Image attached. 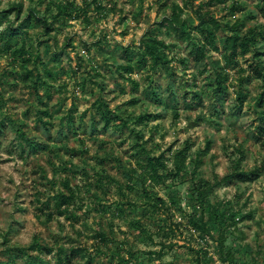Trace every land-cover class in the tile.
<instances>
[{"label": "rangeland", "instance_id": "rangeland-1", "mask_svg": "<svg viewBox=\"0 0 264 264\" xmlns=\"http://www.w3.org/2000/svg\"><path fill=\"white\" fill-rule=\"evenodd\" d=\"M213 1L0 0L2 264H264V0Z\"/></svg>", "mask_w": 264, "mask_h": 264}, {"label": "trees", "instance_id": "trees-1", "mask_svg": "<svg viewBox=\"0 0 264 264\" xmlns=\"http://www.w3.org/2000/svg\"><path fill=\"white\" fill-rule=\"evenodd\" d=\"M215 1H213V2H215ZM219 1L221 2V4H224L226 0H219ZM20 7H19V10H20ZM19 14H20V11L18 12V15ZM0 16H3L4 18H8V11H0ZM197 18L199 21L200 30L206 36L205 39H206L207 43L208 44H214L215 38H216V33L219 32L220 26H218L212 20V18H209L208 15L198 14ZM28 21H29V19H26L25 23H27ZM165 24L167 26H165ZM160 27L166 28V29H169L171 27L174 30H178V27H176V26L172 27L171 22H167V23L163 22V24H161ZM8 28L10 30L9 39L3 43V47H1V45H0V51L10 50L13 42H15L16 38H18V36H19V30L17 28L9 27V26H8ZM21 31L23 32V30H21ZM151 37L145 42L146 50H145V52L141 53L140 62L143 63L146 60L147 56H150V58L152 59V62L154 63V66H158L164 60V57L161 56L159 51H158V47L162 48L164 46L161 43H158L155 39H152ZM0 38H2L1 35H0ZM237 41L240 43L239 45L242 48L244 47V52H247L246 48H247V42L248 41L246 38L244 39V41L242 43H241V40H239V38H237V37L233 38V43L231 44L230 47H232L233 50L236 49V47L238 46ZM227 44H228V42H226L225 45H227ZM195 55H196V57H195L196 61H199V62L202 61L206 57L205 51L202 48H199L196 51ZM257 76L264 78V74H262L261 72H258ZM98 109L102 113V117L104 118L105 122L109 124L112 120V116H111V112H110L108 105L106 103H104L103 101H101V102H99ZM140 119H142V117H140ZM260 129H261L260 130L261 133H264V127H260ZM209 148H210V145L207 146L205 152H203V153L205 154L209 150ZM183 163H184V158H183L182 154L178 153L177 155H175V157H174V170H176V172L180 173L182 171ZM157 165H160V163H158ZM149 166H150V171H151L150 176L152 178H155V177L157 178L159 175V172L157 171L158 167L154 164V162L152 160L149 162ZM234 175L236 177L234 179V182L241 183V184H250V183L256 182V180L260 178V173L258 171L254 172V173H249V174L237 173ZM230 179H231V177L227 176V178H225V180H224V183H226V184L230 183V181H231ZM73 197H74L73 194H70V195L61 194V195H59V197L55 203L57 210H58L57 212L59 214H61V215H64V214L67 215L68 214L67 209L64 206H69L70 204H72ZM67 216L70 218L69 215H67ZM99 236L101 237V239L106 238L104 233H100ZM222 239H223V236L218 241H216V244H217V248L219 250V253L221 255H224ZM30 248H35V250H37L39 252H44V251H46L47 253L52 252L51 247H48L47 245L41 243L38 240H36L30 246ZM26 250L22 248L21 251H26ZM70 251H71L70 255L66 256V259H68V261H70L72 257L73 258H75L77 256H80L83 258L86 257V253H85L84 249L81 247L72 248ZM130 255L133 256V254L131 252H130ZM227 259L233 260V258L231 256H229ZM0 264H2L1 261H0ZM27 264H45V263L44 262L40 263L36 259L29 258Z\"/></svg>", "mask_w": 264, "mask_h": 264}]
</instances>
